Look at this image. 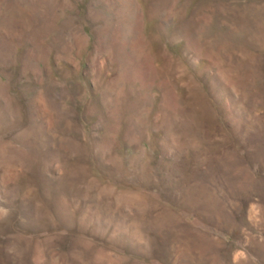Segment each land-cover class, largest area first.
Instances as JSON below:
<instances>
[{
	"label": "rangeland",
	"instance_id": "374dc122",
	"mask_svg": "<svg viewBox=\"0 0 264 264\" xmlns=\"http://www.w3.org/2000/svg\"><path fill=\"white\" fill-rule=\"evenodd\" d=\"M0 264H264V0H0Z\"/></svg>",
	"mask_w": 264,
	"mask_h": 264
}]
</instances>
